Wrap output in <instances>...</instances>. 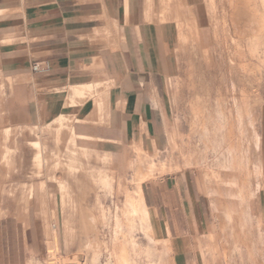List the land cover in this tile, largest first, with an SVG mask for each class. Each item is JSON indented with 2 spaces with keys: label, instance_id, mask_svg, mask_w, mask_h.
Masks as SVG:
<instances>
[{
  "label": "rangeland",
  "instance_id": "1",
  "mask_svg": "<svg viewBox=\"0 0 264 264\" xmlns=\"http://www.w3.org/2000/svg\"><path fill=\"white\" fill-rule=\"evenodd\" d=\"M203 2L197 15L165 14L178 28L173 47L177 65L166 87L168 145L164 156L149 152L163 171L143 188L152 194L149 188H155L158 176L191 170L214 201L211 233L206 243L199 240L204 263L264 264V231L257 218L264 196V67L246 71L243 65L250 60L247 37L261 33L264 23L254 17L258 5L254 9L250 0ZM253 62L260 64L258 58ZM102 117L100 113V122ZM79 126L80 119L66 116L44 127L0 128V264H28L31 259L34 264H90L93 249L102 251L101 264L107 260L101 242L110 245V227L92 220L104 210L114 211L124 201V190L132 189L128 164L137 157L136 146L124 144L118 155L102 151L108 144L96 138H78L71 145V127L80 134ZM39 140L38 153L31 142ZM68 146L77 147L79 162H72ZM226 211L234 212V224L238 215L244 216V231L230 227L226 217L233 219ZM236 245H242L243 253L236 252Z\"/></svg>",
  "mask_w": 264,
  "mask_h": 264
},
{
  "label": "crops",
  "instance_id": "2",
  "mask_svg": "<svg viewBox=\"0 0 264 264\" xmlns=\"http://www.w3.org/2000/svg\"><path fill=\"white\" fill-rule=\"evenodd\" d=\"M180 2L0 0V128H38L75 116L82 125L79 138L107 143L102 151L119 155L124 144L138 145L147 156L155 151L164 156L166 87L177 65L178 38L176 23L165 14L197 15L204 3ZM89 87L90 95H81ZM197 179L191 170L158 176L152 194L144 192L148 180L141 182L165 264L206 263L199 240L206 243L211 233L214 201ZM258 202V227L264 231V196ZM226 213L233 219L226 217L230 227L244 231V216L234 224V212Z\"/></svg>",
  "mask_w": 264,
  "mask_h": 264
},
{
  "label": "bare ground",
  "instance_id": "3",
  "mask_svg": "<svg viewBox=\"0 0 264 264\" xmlns=\"http://www.w3.org/2000/svg\"><path fill=\"white\" fill-rule=\"evenodd\" d=\"M252 2H254V4H255V6L253 5L254 9L256 8V5H258V7H259V9H258V7L255 10L253 9L254 11H256L255 12L256 16L254 15V17L257 18L258 22L264 23V0H250L249 4L251 5ZM253 6H250V7H253ZM259 26H260V24H259ZM260 28L263 29L261 33H258V34L252 33V35L250 33V35L248 36L249 38L247 37L248 40H247V43L245 46V52L250 56V60H245V58L247 57L246 56L244 58L245 63L244 64L241 63L244 65V69H246V71H248L249 69H252L253 71L255 70V71L259 72L264 67V59L261 57L262 54L264 55V26L262 25V26H260ZM259 29L257 28L255 30H259ZM242 35H243V32H242ZM239 36H241V35H239ZM233 45H234V43H233ZM239 48L240 47H238V49ZM243 54L244 53L240 54V56ZM241 58H243V56H241ZM257 58L259 59L260 64L254 65L253 60H257ZM250 73H252V72H250ZM258 74H260V73H258ZM86 89H88V90H86ZM86 89H83L85 92L82 90L83 91L82 94L79 93V91H78L79 89H77L76 91H78L77 93H79V95L81 94L83 96H85L84 94H86V91H88L89 95H90V90H92V88L90 89V87H89ZM62 122L63 121H61V123ZM251 122H253V121H251ZM254 123H255V121H254ZM31 128H34V127H31ZM202 131H203L202 133H204V135L209 133V132H207L208 130L206 127H202ZM197 132H198V130H197ZM70 136H71L70 137L71 139H70L69 143L71 145L72 144L75 145L77 139L80 136H78L76 134L73 127H71V135ZM202 137H203V134H202ZM205 138H207V137H205ZM257 138H258V136H257ZM256 140H258V139H256ZM57 144H59V143H57ZM31 145L37 151L38 150L40 151L42 148V143L40 142V140L35 141V142H31ZM44 147L45 146L43 145V149H44ZM76 148L77 147L69 148V146H68V149H67V152L71 156H73V158L75 159V161H73V158H72V162H76L78 160L77 159V157H78L77 152L78 151L76 150ZM9 150L10 149H8V151ZM142 150L143 149H141L140 146H138V145L136 146L138 158L136 160L131 161L128 165L133 170V177L131 180L132 181V189L126 188L124 190V201H123V203L120 206L117 205L115 207L114 211H112L110 209L104 210L101 217H98V218L96 217L92 220V222L100 221L101 224H105V225L109 226L110 230H111V242L109 241L110 245L107 242H104V241L101 242L102 249H103V247H105L106 248L105 252L107 251V254H108V255H106L107 260L105 259L106 261L104 264H165V263H163V260H162L163 259V252L156 247L155 241L153 239V232H152L153 230H152L151 225H150L149 214H148V212L144 206L143 196H142V192H141V182L144 180H148V179L152 178L153 176L155 177V175H157V172H159V173L162 172L163 166L162 165L159 166L156 163V160L154 158H151V156H147ZM8 151H6V152H8ZM39 151H38V153H39ZM87 154H88V152H87ZM39 156L37 155V157H39ZM37 157H35V158H37ZM5 158L7 159L6 156H5ZM5 158H4V161H6ZM39 159L40 158H37V160H39ZM81 159H80V161H81ZM77 162H79V161H77ZM105 162H107V161H105ZM234 164L235 165L236 164L241 165V163H239L237 161H234ZM103 179H105V178H103ZM93 226H94V224H93ZM52 230H53L52 231L53 236L57 237L56 228L52 227ZM138 236H141V237H138ZM56 240H57V238H56ZM102 255L103 254H102L101 250L93 249L92 254L90 256V264H101ZM34 262L35 261L31 259L28 264H34ZM48 262H50V261H48Z\"/></svg>",
  "mask_w": 264,
  "mask_h": 264
},
{
  "label": "built area",
  "instance_id": "4",
  "mask_svg": "<svg viewBox=\"0 0 264 264\" xmlns=\"http://www.w3.org/2000/svg\"><path fill=\"white\" fill-rule=\"evenodd\" d=\"M34 70L35 71H38V70H40V67L39 66H36V67H34Z\"/></svg>",
  "mask_w": 264,
  "mask_h": 264
}]
</instances>
